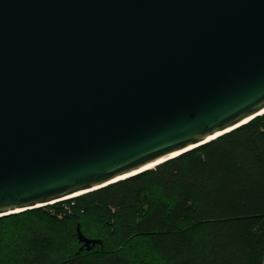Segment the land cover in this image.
I'll list each match as a JSON object with an SVG mask.
<instances>
[{"label": "water", "instance_id": "95a60500", "mask_svg": "<svg viewBox=\"0 0 264 264\" xmlns=\"http://www.w3.org/2000/svg\"><path fill=\"white\" fill-rule=\"evenodd\" d=\"M263 115L264 0H0V217Z\"/></svg>", "mask_w": 264, "mask_h": 264}, {"label": "trees", "instance_id": "16d2710c", "mask_svg": "<svg viewBox=\"0 0 264 264\" xmlns=\"http://www.w3.org/2000/svg\"><path fill=\"white\" fill-rule=\"evenodd\" d=\"M0 264H264V115L145 173L0 217Z\"/></svg>", "mask_w": 264, "mask_h": 264}]
</instances>
